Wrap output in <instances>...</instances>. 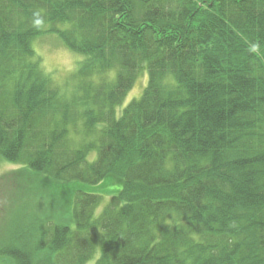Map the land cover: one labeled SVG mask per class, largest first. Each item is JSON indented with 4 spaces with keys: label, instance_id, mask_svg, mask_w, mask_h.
Returning <instances> with one entry per match:
<instances>
[{
    "label": "trees",
    "instance_id": "obj_1",
    "mask_svg": "<svg viewBox=\"0 0 264 264\" xmlns=\"http://www.w3.org/2000/svg\"><path fill=\"white\" fill-rule=\"evenodd\" d=\"M0 158V264H264V0H0Z\"/></svg>",
    "mask_w": 264,
    "mask_h": 264
},
{
    "label": "rangeland",
    "instance_id": "obj_2",
    "mask_svg": "<svg viewBox=\"0 0 264 264\" xmlns=\"http://www.w3.org/2000/svg\"><path fill=\"white\" fill-rule=\"evenodd\" d=\"M33 45L40 55L43 69L45 71L51 72L52 77L58 82L63 80L64 77H66L72 70L76 68L77 62L81 57L80 55L68 49L55 34L42 36L34 40ZM146 80V73H140L136 83L130 89L124 100V103L122 102V104L125 105L130 99L138 97L145 86ZM92 155L93 154L90 156ZM18 168L19 165L6 162L0 158V176L2 174V176L5 175V178L0 177V182L2 184V188L0 189V216L5 212L4 209L6 201L8 200L7 194L11 196L10 194L12 193V190L15 192L17 190L14 188V185H17V177L15 178L14 174H11L10 172ZM110 183L112 184L111 181ZM26 184L30 187L31 185H34L35 182L29 178L28 180L26 179ZM5 192H7V194ZM64 197L66 196H63L62 199L56 198L55 200H52V206H55V210H52L53 216H55L54 214H58V217L55 216L52 219H56L60 222L66 220L61 217H65V211L67 210L66 205H68L67 201L65 202ZM108 199L109 197L100 203L96 209V212H99L103 208ZM10 203L11 205L13 204L12 202ZM5 220L7 221V214L4 217H0L1 222L4 223ZM85 264H94V262L93 260H90Z\"/></svg>",
    "mask_w": 264,
    "mask_h": 264
}]
</instances>
